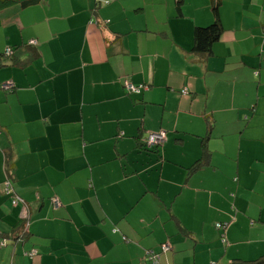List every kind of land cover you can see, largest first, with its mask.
I'll return each instance as SVG.
<instances>
[{
	"label": "crops",
	"instance_id": "0c3cea01",
	"mask_svg": "<svg viewBox=\"0 0 264 264\" xmlns=\"http://www.w3.org/2000/svg\"><path fill=\"white\" fill-rule=\"evenodd\" d=\"M0 186V264H264V0H0Z\"/></svg>",
	"mask_w": 264,
	"mask_h": 264
},
{
	"label": "built area",
	"instance_id": "2783aa9c",
	"mask_svg": "<svg viewBox=\"0 0 264 264\" xmlns=\"http://www.w3.org/2000/svg\"><path fill=\"white\" fill-rule=\"evenodd\" d=\"M32 46H36L37 42H32L31 43ZM11 54V50L7 51V55ZM126 90L128 93L130 94H141L143 91L148 89V86H135L134 84H132L131 82H127L126 85ZM1 88H3L6 91H13L15 89V85L11 82L8 83H4ZM183 94H186V91L183 92ZM167 141V137L165 133H152L149 135V137L146 139L145 141V147L148 150H154L157 149L161 146H164L165 143ZM4 190L6 192V194H10L11 193V186L9 182H6L4 184ZM21 202V199L18 197H15L13 200V205H18ZM53 204L56 208H58L60 206L59 201L57 199L53 200ZM223 228L222 225H217V229L221 230ZM5 245L4 241L0 242V249ZM171 245L170 244H164L161 246V253H156L154 251H150L147 252V260H149L151 263L153 264H158L160 261V257L162 253H167L169 251H171Z\"/></svg>",
	"mask_w": 264,
	"mask_h": 264
},
{
	"label": "trees",
	"instance_id": "16d2710c",
	"mask_svg": "<svg viewBox=\"0 0 264 264\" xmlns=\"http://www.w3.org/2000/svg\"><path fill=\"white\" fill-rule=\"evenodd\" d=\"M6 3H9V1L6 2ZM214 15L216 17V21L211 26L206 27V28H197L196 31H195V37H194L195 38V47H194V51L196 53L201 54V55H209L212 52V47L217 42L220 41V39L222 37V34H223V28H222V25H221V22H220V19H219V14H218V9L217 8H215ZM31 46H32V44H31ZM6 54H7V52H6ZM12 55H13V50H11V54L7 55V56L10 57ZM8 92H10V91H8ZM205 155H206V153H205ZM9 181H6V182H9ZM1 190L2 189H1V186H0V191ZM25 229H26L25 225L23 224V225L20 226L19 232L22 233V231H23L25 233H28V232H26Z\"/></svg>",
	"mask_w": 264,
	"mask_h": 264
}]
</instances>
